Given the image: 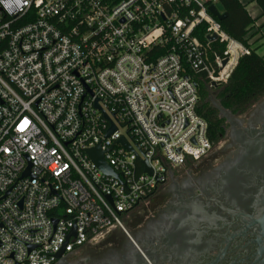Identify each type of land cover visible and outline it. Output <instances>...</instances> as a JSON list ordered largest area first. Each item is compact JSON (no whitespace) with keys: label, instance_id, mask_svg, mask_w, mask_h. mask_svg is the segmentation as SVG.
<instances>
[{"label":"built area","instance_id":"1","mask_svg":"<svg viewBox=\"0 0 264 264\" xmlns=\"http://www.w3.org/2000/svg\"><path fill=\"white\" fill-rule=\"evenodd\" d=\"M207 1L0 0V264H55L209 152L193 72L252 48Z\"/></svg>","mask_w":264,"mask_h":264},{"label":"flooded vegetation","instance_id":"2","mask_svg":"<svg viewBox=\"0 0 264 264\" xmlns=\"http://www.w3.org/2000/svg\"><path fill=\"white\" fill-rule=\"evenodd\" d=\"M219 116L204 157L55 264H264V95Z\"/></svg>","mask_w":264,"mask_h":264},{"label":"trees","instance_id":"3","mask_svg":"<svg viewBox=\"0 0 264 264\" xmlns=\"http://www.w3.org/2000/svg\"><path fill=\"white\" fill-rule=\"evenodd\" d=\"M264 15V0H255ZM217 4L227 15L219 20L223 30L232 38L251 47L249 40L257 19L250 16L241 0H208L207 5ZM204 40V36L200 35ZM198 87L199 101L197 113L207 122V136L212 144L219 142L224 133V119L219 116V109L209 100L210 80L206 72H193ZM216 98L223 108L239 109L250 106L264 95V57L252 48L249 55L241 56L228 81L215 87Z\"/></svg>","mask_w":264,"mask_h":264},{"label":"water","instance_id":"4","mask_svg":"<svg viewBox=\"0 0 264 264\" xmlns=\"http://www.w3.org/2000/svg\"><path fill=\"white\" fill-rule=\"evenodd\" d=\"M208 10L211 12L212 15H214L218 20H222L223 18L226 17L227 13L226 12H222L218 6L213 3L211 5H209L208 7ZM216 38V35H213L210 37V39H215ZM217 108L219 110L223 109V107L221 106V104L218 102V106ZM116 127L114 125H112L110 127V129L108 130L107 132V135H110L112 134L114 131H115ZM120 141L128 148L131 150V146L126 142V140L122 137L120 139ZM89 154H90V157L91 159L93 160V162L95 163V165L101 169L104 173L108 174V175H112V176H116L117 174L113 171V169L111 168V166H109L105 160H104V153L100 150V147L97 146L93 149H90L89 150ZM146 167H147V171L149 173H151V170L149 169L146 161L144 162ZM57 223V220H54V224L56 225ZM63 254V250H61L59 253H58V258H60V256Z\"/></svg>","mask_w":264,"mask_h":264},{"label":"crops","instance_id":"5","mask_svg":"<svg viewBox=\"0 0 264 264\" xmlns=\"http://www.w3.org/2000/svg\"><path fill=\"white\" fill-rule=\"evenodd\" d=\"M241 2L245 5L250 16L257 19L255 28L250 32L251 35L256 32L249 40L251 48H257V53L264 57V15L255 0H241Z\"/></svg>","mask_w":264,"mask_h":264},{"label":"rangeland","instance_id":"6","mask_svg":"<svg viewBox=\"0 0 264 264\" xmlns=\"http://www.w3.org/2000/svg\"><path fill=\"white\" fill-rule=\"evenodd\" d=\"M209 91H210L209 100L211 101V103H212L213 106L217 107L219 101H218L217 98H216L217 91H216L215 87L210 88ZM150 200H154V199L152 198V199H150ZM146 203H147V202H146ZM144 204H145V203H144Z\"/></svg>","mask_w":264,"mask_h":264},{"label":"snow or ice","instance_id":"7","mask_svg":"<svg viewBox=\"0 0 264 264\" xmlns=\"http://www.w3.org/2000/svg\"><path fill=\"white\" fill-rule=\"evenodd\" d=\"M27 123V121H25V124Z\"/></svg>","mask_w":264,"mask_h":264}]
</instances>
